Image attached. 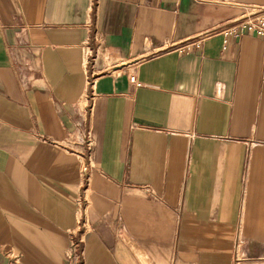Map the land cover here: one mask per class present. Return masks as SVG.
Masks as SVG:
<instances>
[{
    "label": "crops",
    "instance_id": "1",
    "mask_svg": "<svg viewBox=\"0 0 264 264\" xmlns=\"http://www.w3.org/2000/svg\"><path fill=\"white\" fill-rule=\"evenodd\" d=\"M257 11L0 0V264H264Z\"/></svg>",
    "mask_w": 264,
    "mask_h": 264
},
{
    "label": "built area",
    "instance_id": "2",
    "mask_svg": "<svg viewBox=\"0 0 264 264\" xmlns=\"http://www.w3.org/2000/svg\"><path fill=\"white\" fill-rule=\"evenodd\" d=\"M244 33L254 34L257 37L264 39V14L260 13V11L255 12V14L244 15L240 19L233 21L230 25L223 28L221 30V34L225 36H235L238 37ZM200 41L190 42L185 44L183 47H180L178 50H184L185 48H189L191 46H198ZM131 83L139 86V84L135 83L134 78L130 79ZM86 146L88 149L92 147L91 138L87 135L86 137ZM84 173L86 168L83 169ZM76 259L82 258V251L79 249H75Z\"/></svg>",
    "mask_w": 264,
    "mask_h": 264
}]
</instances>
